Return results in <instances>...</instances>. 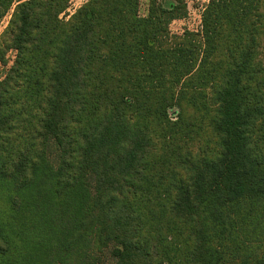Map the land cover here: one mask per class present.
Returning <instances> with one entry per match:
<instances>
[{"label": "trees", "instance_id": "16d2710c", "mask_svg": "<svg viewBox=\"0 0 264 264\" xmlns=\"http://www.w3.org/2000/svg\"><path fill=\"white\" fill-rule=\"evenodd\" d=\"M69 6L0 0V264H264V0Z\"/></svg>", "mask_w": 264, "mask_h": 264}, {"label": "rangeland", "instance_id": "374dc122", "mask_svg": "<svg viewBox=\"0 0 264 264\" xmlns=\"http://www.w3.org/2000/svg\"><path fill=\"white\" fill-rule=\"evenodd\" d=\"M89 0H70V6L68 11L61 15L62 20H69L72 15L76 13L83 5H85ZM209 0H158V2L165 8H171L174 5H179L180 7H186L187 15L184 19L176 20L170 25V30L173 34H182L185 31H199L201 27V13L202 7L208 3ZM151 7V0H140V16L147 18L149 16ZM11 16L8 15L0 23V38L4 31L6 30ZM10 65L15 59V53H10ZM178 110L173 109L170 111L171 117L175 118ZM55 158V154L52 155ZM114 247L108 248L102 253L98 254L100 259V264H115L116 259L113 256Z\"/></svg>", "mask_w": 264, "mask_h": 264}, {"label": "built area", "instance_id": "2783aa9c", "mask_svg": "<svg viewBox=\"0 0 264 264\" xmlns=\"http://www.w3.org/2000/svg\"><path fill=\"white\" fill-rule=\"evenodd\" d=\"M209 2V1H208ZM203 8H204V6L202 7V11H203Z\"/></svg>", "mask_w": 264, "mask_h": 264}]
</instances>
